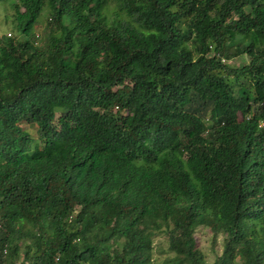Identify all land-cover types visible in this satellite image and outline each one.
I'll list each match as a JSON object with an SVG mask.
<instances>
[{
    "label": "trees",
    "instance_id": "obj_1",
    "mask_svg": "<svg viewBox=\"0 0 264 264\" xmlns=\"http://www.w3.org/2000/svg\"><path fill=\"white\" fill-rule=\"evenodd\" d=\"M12 8L22 40L0 37V264H153L160 234L162 264H207L199 227L223 236L212 264H264V0Z\"/></svg>",
    "mask_w": 264,
    "mask_h": 264
},
{
    "label": "rangeland",
    "instance_id": "obj_2",
    "mask_svg": "<svg viewBox=\"0 0 264 264\" xmlns=\"http://www.w3.org/2000/svg\"><path fill=\"white\" fill-rule=\"evenodd\" d=\"M15 0H9L7 2H0V37L6 39L7 35H11L16 41L22 40V35L17 31L15 22L13 20V8L12 4ZM114 5L109 4V9L113 10ZM48 7H45L38 19L34 29V37L38 38V43L43 41L45 34L47 33ZM249 61L248 56L241 55L231 60L226 61L232 69H237L242 65L247 64ZM125 114V113H124ZM21 128L28 130L29 127L26 123L20 124ZM196 247L204 254L206 263L212 264L217 256H219L223 249V236L218 235L213 237L211 232L204 227H199L194 234ZM167 237L163 234L157 235L153 240L152 259L153 264H162V262L169 256L167 252ZM236 264H240L237 262Z\"/></svg>",
    "mask_w": 264,
    "mask_h": 264
},
{
    "label": "clouds",
    "instance_id": "obj_3",
    "mask_svg": "<svg viewBox=\"0 0 264 264\" xmlns=\"http://www.w3.org/2000/svg\"><path fill=\"white\" fill-rule=\"evenodd\" d=\"M11 35H7V37H10ZM38 37V36H37Z\"/></svg>",
    "mask_w": 264,
    "mask_h": 264
}]
</instances>
